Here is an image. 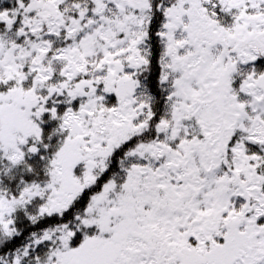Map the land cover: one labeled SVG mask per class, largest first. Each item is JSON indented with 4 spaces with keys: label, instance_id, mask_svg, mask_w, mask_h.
<instances>
[{
    "label": "snow or ice",
    "instance_id": "obj_1",
    "mask_svg": "<svg viewBox=\"0 0 264 264\" xmlns=\"http://www.w3.org/2000/svg\"><path fill=\"white\" fill-rule=\"evenodd\" d=\"M0 264H264V0H0Z\"/></svg>",
    "mask_w": 264,
    "mask_h": 264
}]
</instances>
